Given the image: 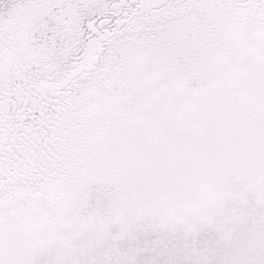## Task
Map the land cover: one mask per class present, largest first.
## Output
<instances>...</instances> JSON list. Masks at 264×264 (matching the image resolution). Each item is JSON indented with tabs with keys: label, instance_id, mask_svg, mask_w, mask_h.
Returning <instances> with one entry per match:
<instances>
[{
	"label": "snow or ice",
	"instance_id": "6c2138e0",
	"mask_svg": "<svg viewBox=\"0 0 264 264\" xmlns=\"http://www.w3.org/2000/svg\"><path fill=\"white\" fill-rule=\"evenodd\" d=\"M0 264H264V0H0Z\"/></svg>",
	"mask_w": 264,
	"mask_h": 264
}]
</instances>
